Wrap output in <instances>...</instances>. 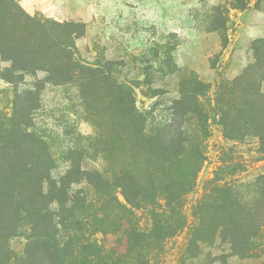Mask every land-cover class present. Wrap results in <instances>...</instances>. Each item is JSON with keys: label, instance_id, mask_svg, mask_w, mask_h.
Returning <instances> with one entry per match:
<instances>
[{"label": "trees", "instance_id": "trees-1", "mask_svg": "<svg viewBox=\"0 0 264 264\" xmlns=\"http://www.w3.org/2000/svg\"><path fill=\"white\" fill-rule=\"evenodd\" d=\"M54 25L62 30L85 27ZM82 35L72 30L58 38L57 56L31 67L23 64L26 53L5 56L10 51L0 28V65L12 63L7 72L44 71L46 83L77 88L96 127L91 140L95 159L103 163L100 168L84 167L82 159L76 160L69 151L63 157L69 163L67 171L57 180L51 174L55 158L44 142L25 134L44 152L11 156L16 166L0 171V261L164 264L169 242L186 230L180 264L199 258L218 240L233 256H254L259 250L255 242L264 233V173L243 180L241 174L249 166L243 155L223 157L193 209L194 223L185 207L206 161L213 126L229 142L253 146L258 161L264 160V38L253 47L254 62L234 79L221 80L213 96L211 86L196 73L184 75L169 118L150 127L148 113L137 106L134 83L119 82L109 66L93 67L80 59L75 39ZM169 69V75L176 73ZM96 88L108 95L102 111L91 104ZM11 203L17 207L5 215L2 210ZM26 226V248L15 256L2 240L6 244Z\"/></svg>", "mask_w": 264, "mask_h": 264}, {"label": "rangeland", "instance_id": "rangeland-1", "mask_svg": "<svg viewBox=\"0 0 264 264\" xmlns=\"http://www.w3.org/2000/svg\"><path fill=\"white\" fill-rule=\"evenodd\" d=\"M14 1L16 5L0 0V28L10 51L5 56L26 53L27 62L23 64L32 67L40 59L57 56L56 40L77 31L83 34L75 39L80 59L93 67L109 66L119 82L134 83L137 106L148 113L150 127L169 118L168 110L179 97L184 75L196 73L211 86L213 96L221 80L234 79L254 62L253 47L264 38V0ZM55 22L85 27L62 30ZM169 54L170 65L166 63ZM11 66L10 62L0 65V171L16 166L10 161L11 156L22 157L30 150L44 152L39 142L27 141L25 134L44 142L55 158L51 174L57 180L67 171L69 163L63 157L69 151H73L76 160L82 159L84 167L100 168L103 163L95 159L91 146L96 127L86 114L77 88L46 83L44 71L7 72L6 68ZM169 68L176 73L169 75ZM107 96L101 88L93 90L92 107L105 109ZM252 149L253 146L229 142L219 127H212L206 161L185 207L190 223L195 222L193 209L226 154H241L248 160V170L241 174L243 180L264 173V160L258 161ZM120 198L124 201L123 196ZM11 204L3 208L5 215L17 207ZM28 228L16 231L6 244L2 240L4 248L12 250L15 256L22 255ZM187 238L188 230L169 242L164 264H180ZM255 244L259 250L254 256L240 258L218 240L188 264H264V233Z\"/></svg>", "mask_w": 264, "mask_h": 264}, {"label": "crops", "instance_id": "crops-1", "mask_svg": "<svg viewBox=\"0 0 264 264\" xmlns=\"http://www.w3.org/2000/svg\"><path fill=\"white\" fill-rule=\"evenodd\" d=\"M264 259V258H263Z\"/></svg>", "mask_w": 264, "mask_h": 264}]
</instances>
